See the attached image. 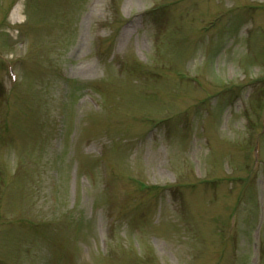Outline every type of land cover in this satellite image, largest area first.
<instances>
[{"label":"rangeland","instance_id":"rangeland-1","mask_svg":"<svg viewBox=\"0 0 264 264\" xmlns=\"http://www.w3.org/2000/svg\"><path fill=\"white\" fill-rule=\"evenodd\" d=\"M263 117L264 0H0V264H264Z\"/></svg>","mask_w":264,"mask_h":264},{"label":"bare ground","instance_id":"bare-ground-1","mask_svg":"<svg viewBox=\"0 0 264 264\" xmlns=\"http://www.w3.org/2000/svg\"><path fill=\"white\" fill-rule=\"evenodd\" d=\"M17 8V7H16Z\"/></svg>","mask_w":264,"mask_h":264}]
</instances>
